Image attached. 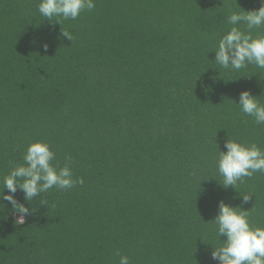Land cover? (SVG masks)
<instances>
[{
	"label": "trees",
	"instance_id": "trees-1",
	"mask_svg": "<svg viewBox=\"0 0 264 264\" xmlns=\"http://www.w3.org/2000/svg\"><path fill=\"white\" fill-rule=\"evenodd\" d=\"M39 2L0 0V190L37 141L55 153L57 171L67 164L83 180L73 187L86 189L91 174L102 183L107 172L109 189L94 190L92 207L73 187H53L24 204L35 219L23 224L0 200V264H68L80 249L112 264L120 248L129 264L156 252L163 264H219L204 248L219 246L206 212L226 194L216 161L228 137L264 151V124L231 101L247 90L264 104V69H224L212 51L233 27L228 16L258 10L260 0H94L67 20L45 18ZM227 189L241 209L254 206L264 173Z\"/></svg>",
	"mask_w": 264,
	"mask_h": 264
},
{
	"label": "clouds",
	"instance_id": "clouds-1",
	"mask_svg": "<svg viewBox=\"0 0 264 264\" xmlns=\"http://www.w3.org/2000/svg\"><path fill=\"white\" fill-rule=\"evenodd\" d=\"M260 5L258 10L245 11L240 8L241 11L228 16V23L233 27L220 37L216 50L212 51L214 60L222 68L240 70L254 64L264 69V35L254 38L251 34L253 28L264 26V0H260ZM94 7V0H40L37 5L38 12L49 20L53 17L76 19L82 10ZM239 24H244L248 31H241L236 27ZM62 35L70 40L67 32ZM44 47L47 48V45ZM231 101L243 114L253 117L257 124H264V104L259 102V97H253L245 90L239 93L238 103ZM223 147L226 151L218 150L216 167L223 177L224 189L230 186L234 188L238 181L242 182V178L251 177L256 172L264 173V151L255 143L245 145L228 137ZM54 159L55 153L47 143H30L23 156L24 164L14 167L4 177L0 200L11 204L14 212L23 214L15 221L18 224L24 223V216L29 213V209L15 199L17 190H21L24 199L28 201L53 187L69 189L76 183H83L82 179L73 180L67 164L57 171L51 164ZM4 189L10 194H5ZM241 196L242 204H247L251 197ZM0 205L4 209L5 205ZM217 206L218 214L213 222L219 246L213 248L210 244L211 258L219 264H264V228H253L248 219V211L240 207H232L223 200L218 201ZM221 236L226 239L221 241ZM119 264H129V258L121 256Z\"/></svg>",
	"mask_w": 264,
	"mask_h": 264
},
{
	"label": "rangeland",
	"instance_id": "rangeland-1",
	"mask_svg": "<svg viewBox=\"0 0 264 264\" xmlns=\"http://www.w3.org/2000/svg\"><path fill=\"white\" fill-rule=\"evenodd\" d=\"M202 109H203V107H202ZM201 109V110H202ZM2 170V169H1ZM8 175V174H7ZM108 173L107 172H105V173H102V177H101V181H102V183H100L98 180H96L95 179V176H94V174H91V175H89L87 178L85 177V179L84 180H86V179H89L88 180V185H87V187H86V189H81V188H77V186L76 187H73V189L72 190H74V197H76V198H78V199H81L83 202H85V204L86 203H88L89 205L91 204V206L92 207H94V206H96V204L94 203V201H95V198H96V196L97 195H99V194H94V190L95 189H104V188H108L107 186H106V184L105 183H109V177H108ZM109 189V188H108ZM233 189H236V185L234 186V188ZM225 191H226V194L224 195L223 194V191H221L222 193V198H223V201L226 203V204H228V205H230V206H232V207H239V203L238 202H235V198H236V196H237V194L236 193H230L231 194V198H227L228 196H227V192H228V189H225ZM19 193H23L21 190H19ZM229 195V194H228ZM259 198V196H256V203H254V206H250V207H247V208H245V209H241V210H243V211H248V219H249V222H250V225L253 227V228H256V227H260V228H264L263 226H264V205H263V201H264V199H262V198H260L259 200H258V198ZM73 200H75V199H73ZM94 200V201H93ZM28 201H30V200H28ZM17 202L19 203V204H21V205H23L24 207H26L24 204H26V200L23 198V199H21V200H18L17 199ZM237 204V205H236ZM109 205V202L106 204V207ZM153 205V204H152ZM218 205V204H217ZM217 205H212L211 206V208L210 209H208V211H206V212H209L208 214H210V216L213 218V220H214V218L216 217V215L218 214V206ZM128 206V205H127ZM127 206H126V204H124V203H121L119 206H118V214H121V213H124V212H126V208H127ZM154 206V205H153ZM206 209H204V211H205ZM237 211H239V209L237 208L236 209ZM37 211H40V210H37ZM10 219H13L14 221H16L17 219H19L20 218V216L21 215H23V214H20V213H16V212H14L12 209L10 210ZM82 217H85V216H83V215H81ZM204 216V215H203ZM119 217V219L122 221V223H124L125 221L123 220V218L122 217H120V216H118ZM193 217H194V215L192 216V219L191 220H193ZM196 217V216H195ZM194 217V220L198 217H196L195 218ZM128 218H129V216H128ZM203 219H204V217H202ZM32 219H35V215H34V213H33V211H29V213L27 214V215H25L24 216V221H29V222H33V220ZM198 219V218H197ZM192 222V221H191ZM191 222H189V224L191 223ZM15 223H17V222H15ZM93 224H95L94 226H92V227H96L97 229H98V226H97V223H93ZM92 224V225H93ZM195 226V225H194ZM104 230H105V227H104ZM105 231H107V230H105ZM207 231V230H206ZM98 233L99 231H97V230H95V233ZM100 232H101V230H100ZM81 234H82V232H81ZM215 234V233H214ZM184 236H186V234L184 233ZM102 238H103V240H108V238H111V236L108 234V233H103V236H102ZM98 239V238H97ZM214 239V241H216L217 240V235H215V236H213V238H211V241ZM98 242H99V239H98ZM207 244V243H206ZM212 246H213V244H211ZM210 245V240H209V245H208V247H206V246H204V248H205V251L206 252H208L209 253V255H210V252L212 251V246ZM114 246V244L113 243H111V247H112V249H111V251H113V252H115L117 249H115V247H113ZM213 248H215V247H213ZM120 251H118L117 250V252L118 253H120V254H116V256H113V262H112V264H119V261H120V257L121 256H123L124 255V250L122 249V248H120L119 249ZM127 250V249H126ZM191 251H193V249L191 250ZM189 252H190V250H189ZM184 253L185 254H183L182 256H180V257H178V259L177 260H185V258H187L188 257V245H187V247H186V249L184 250ZM69 254V257L67 256V259L69 260L68 262V264H105V262L103 261V262H101V261H98L97 263L92 259V258H94V256H92V255H88V254H86L85 253V251H84V249H80V250H78V251H73V252H71L70 251V253H68ZM158 252H156L154 255H153V257H155V261H156V263L157 264H163L162 263V260H160L159 258H158ZM158 258V260H156ZM110 259V258H109ZM171 260H175V259H173V258H170ZM176 260V261H177ZM155 261H152V262H147L148 264H155ZM187 261V260H186ZM172 262L173 261H166V262H164L165 264H172ZM111 263V262H110ZM174 263V262H173ZM141 264V263H140Z\"/></svg>",
	"mask_w": 264,
	"mask_h": 264
}]
</instances>
